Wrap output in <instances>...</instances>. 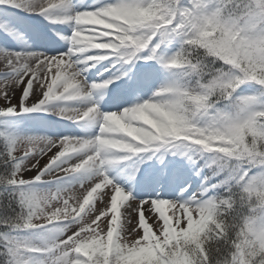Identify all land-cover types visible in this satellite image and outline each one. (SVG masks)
<instances>
[{
    "label": "snow or ice",
    "instance_id": "obj_1",
    "mask_svg": "<svg viewBox=\"0 0 264 264\" xmlns=\"http://www.w3.org/2000/svg\"><path fill=\"white\" fill-rule=\"evenodd\" d=\"M0 37V264H264V0H0Z\"/></svg>",
    "mask_w": 264,
    "mask_h": 264
},
{
    "label": "bare ground",
    "instance_id": "obj_2",
    "mask_svg": "<svg viewBox=\"0 0 264 264\" xmlns=\"http://www.w3.org/2000/svg\"><path fill=\"white\" fill-rule=\"evenodd\" d=\"M0 38H2V37H0ZM17 95H18V94H17ZM13 103H16V101L13 100ZM33 175H34V174H33ZM135 219H137V216L134 214V215H132V217H131L132 225H130V227L135 226V222H137V220H135Z\"/></svg>",
    "mask_w": 264,
    "mask_h": 264
},
{
    "label": "rangeland",
    "instance_id": "obj_3",
    "mask_svg": "<svg viewBox=\"0 0 264 264\" xmlns=\"http://www.w3.org/2000/svg\"><path fill=\"white\" fill-rule=\"evenodd\" d=\"M0 40H2V38H0ZM0 103H2V102H0ZM34 173H29V175H33ZM135 220H137V219H135ZM149 222H151V221H149ZM136 223V222H135Z\"/></svg>",
    "mask_w": 264,
    "mask_h": 264
}]
</instances>
